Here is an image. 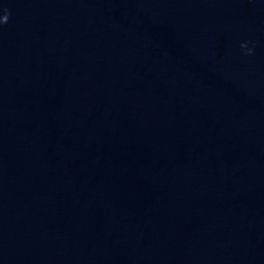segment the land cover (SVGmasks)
<instances>
[{
    "label": "water",
    "instance_id": "95a60500",
    "mask_svg": "<svg viewBox=\"0 0 264 264\" xmlns=\"http://www.w3.org/2000/svg\"><path fill=\"white\" fill-rule=\"evenodd\" d=\"M4 15L0 264H264V0Z\"/></svg>",
    "mask_w": 264,
    "mask_h": 264
},
{
    "label": "clouds",
    "instance_id": "9594fccd",
    "mask_svg": "<svg viewBox=\"0 0 264 264\" xmlns=\"http://www.w3.org/2000/svg\"><path fill=\"white\" fill-rule=\"evenodd\" d=\"M8 15H4L2 17H0V23H4L8 20ZM243 47L247 48V45H243ZM247 51L250 53L252 51V49L247 48Z\"/></svg>",
    "mask_w": 264,
    "mask_h": 264
}]
</instances>
